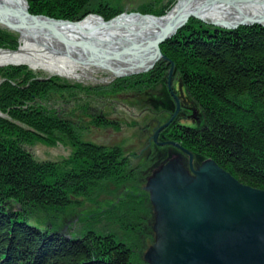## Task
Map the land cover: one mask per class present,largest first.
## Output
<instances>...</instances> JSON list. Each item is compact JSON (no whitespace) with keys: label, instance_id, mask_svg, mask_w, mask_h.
<instances>
[{"label":"trees","instance_id":"obj_1","mask_svg":"<svg viewBox=\"0 0 264 264\" xmlns=\"http://www.w3.org/2000/svg\"><path fill=\"white\" fill-rule=\"evenodd\" d=\"M115 1L27 3L30 13L74 20L88 12L109 18L120 11ZM174 1L147 2L139 10L162 14ZM18 44L16 32L0 28L1 48L14 50ZM159 47L173 62L172 77L196 110L189 123L173 119L160 132L190 150L197 162L212 158L238 181L264 189V27L254 23L230 29L190 17ZM169 66L161 58L149 70L132 75L139 94L165 83ZM116 80L124 83L128 78ZM87 89L57 75L40 76L25 64L0 66V264L142 263L151 241V214L147 194L137 185L142 180L138 166L122 145L84 139L61 107L49 102L53 96L57 105L58 95L65 92L79 105L90 102L78 95ZM96 124L103 127L107 121ZM37 142H67L70 150L60 159H38L25 147ZM102 192L113 193L106 207L65 213L74 203L82 206L84 199L94 205ZM97 213L143 228L137 232L140 241L122 238L106 224L96 226ZM34 216L41 225L29 222Z\"/></svg>","mask_w":264,"mask_h":264},{"label":"water","instance_id":"obj_2","mask_svg":"<svg viewBox=\"0 0 264 264\" xmlns=\"http://www.w3.org/2000/svg\"><path fill=\"white\" fill-rule=\"evenodd\" d=\"M245 4L263 8L250 12L242 9ZM218 5L228 7L231 15L205 19V13ZM87 17L90 22L85 24ZM190 17L230 29L254 23L264 27V0H176L160 15L123 10L108 19L88 13L74 20L30 13L27 0H0V27L18 32V37L23 32L50 36L83 49H111L114 57L151 55L146 64L124 75L147 71L160 58L169 60L166 82L176 106L154 129V141L179 109L170 85L173 62L159 44ZM158 143L180 151L163 160L143 186L154 220L153 241L142 253V264H264V189L238 181L209 157L193 166L192 153L176 141Z\"/></svg>","mask_w":264,"mask_h":264},{"label":"rangeland","instance_id":"obj_3","mask_svg":"<svg viewBox=\"0 0 264 264\" xmlns=\"http://www.w3.org/2000/svg\"><path fill=\"white\" fill-rule=\"evenodd\" d=\"M99 1H103V0H92L93 4H96ZM152 1H156V0H118V6L120 8V11L118 13L125 10L127 12L135 11V12H139L142 14H146V13L147 14H154V13H148V12H141L139 10V8L142 4L147 3V2H152ZM111 2L115 3L116 1L111 0ZM175 2H176V0L174 1V3ZM174 3L170 6V8L174 5ZM170 8H168L166 11H168ZM165 12H163V13H165ZM88 13H97V12H88ZM88 13H86V14H88ZM97 14H99V13H97ZM99 15H101V14H99ZM154 15H160V14H154ZM105 19H108V18H105ZM0 28L3 30H7V29L2 28V27H0ZM13 32H16V31H13ZM16 33L18 36V32H16ZM0 49L13 50V49H8V48H1V47H0ZM20 64H25V63H20ZM3 65H6V64H3ZM3 65H0V66H3ZM25 65H27L34 72H37L38 74H40V76H46V75L53 74V75H57L59 77H63L65 79H68L71 82L75 81V82L82 83L85 86H88V89L86 91H84V93L79 92L78 95L80 96V99H82L83 101L86 98V99H89L88 101H90V102H83L82 104L79 105V104L75 103L77 98L73 100V98L71 96H69V95L67 96V92H65L63 96L58 95V98L61 99V101L58 102L57 105H55L53 103L54 102L53 96L50 97L49 102L50 103L52 102L51 105L56 107V109H60V107H61V113L63 115L68 116L69 118L72 117L75 119H78V118L80 119V122L77 123V121H76L75 124H76V126H78V129H80L81 134H82L84 139L85 138L91 139L92 141L100 143V142L105 141V140L111 141V142H113V141L117 142L118 138H120L121 143H123V139L128 140V141L130 140L131 142H133L130 145V149L132 150V152H135V153H128V154L131 155V161L134 164L136 163V165L138 166L137 172H138V174H140L141 179H142L140 183H137V185L140 186L141 189L143 190V192H145L147 194V199L149 200L148 192H147V190L144 189L143 186L146 182L147 177L151 174V172L155 168L149 173L145 171L146 167H145V164L143 163V160L145 159V155H144L145 150L143 151V145L145 143L144 140H145L147 134L151 132L154 124L157 122L156 119L160 120V122L162 123L163 118L166 116L163 115V118L161 119V117L158 114V115H154V119H152L151 118L152 115L150 113L147 114V112L145 110H143L141 114H138V113H135L137 110L131 111L129 108H126V106L123 104L124 102H128V103H132V105H136L137 107H138V104H140V102H142V104H145L143 101H140V99L143 95H139V91L136 90V87L134 85L135 83L132 82L134 80H131L132 75L143 73V72H137V73H131V74H125V75H124V73H122L119 76H115L114 74H110L107 70H104L105 69L104 68V69H96L94 71L92 70L87 75V77L83 78L84 80L83 79L78 80V79L69 78L67 76H63V75H60L57 73H52L48 70H44V69H40V68L33 69L28 64H25ZM168 69H169V67H168ZM168 69L165 70L166 71V74H165L166 80H167V76H168ZM125 77H127L128 80H126L124 83H118V81L116 80L117 78H125ZM171 80H172L171 84H170L171 86H172V82H173V84L175 82L176 83L179 82L177 80V77H175V76L171 77ZM163 84H164V86H163ZM160 88L161 89L162 88L167 89V82L161 83L160 85H157L156 87H152L151 90L149 91V93L152 92L154 95H158L159 93L156 92V89H160ZM129 91H131L132 93H135V95L138 94V95H136L137 99H132V100H128V101L122 100V98H124L125 96L128 95L127 93ZM96 94H97V96H96ZM114 98H116L118 100H115ZM97 109L102 110L104 112H114L116 114V116H117L116 121L107 120V124H106V126H108V124H111V127H113L114 130L101 129V130L95 131L92 129V127L89 125V122L87 121L88 116H86V114L88 115L89 112H94ZM195 113H196V111L193 112V115ZM0 115H3V114L0 112ZM144 121H145V123H144ZM171 121L169 123H171ZM142 124H146V125H143V127L144 126L146 127V130L143 132H141V127H140ZM152 133H153V131H152ZM150 138H151V135H150ZM168 140H171V139H168ZM155 142L156 143L159 142V141H157V138H156ZM164 144H167V143H164ZM25 147L30 152H32V154L38 159H53V160L60 159L62 156H66L70 150L69 144L67 142L66 143L58 142L55 145H47V144L37 142L31 146L27 145ZM175 148L178 150L177 152L180 151L177 147H175ZM159 150H160V154H161L164 149L159 148ZM170 156H167L165 159H167ZM183 158H184V161H187V155L184 153H183ZM199 163L200 162H197V160L194 159L193 155H192V165L196 166ZM125 188L126 189H133L132 186H127ZM112 190H114V189H112ZM112 198H113V193L102 192V193H100V195L97 196V201L94 205L90 204L89 201H87L85 199L82 200V198H80V200L83 201V205L81 206L80 202L74 203L73 206H68L65 209V213L68 214L70 212H73L74 210H78V213H87L88 209H90V208H93L95 210H100V209H102V207H106L108 205V202L112 201ZM149 204H150V214H151V219L149 222V230L151 229V231L153 233L152 221L154 220V215H153V212H151L150 201H149ZM59 215L61 217L63 216L61 213L57 214V216H59ZM101 216H102L101 213H97V215L95 214V218L98 219L97 220L98 223L96 226L100 227L101 224H106L107 226L118 231L117 234L120 235L122 238L129 239L132 242H136V241L139 242L140 241L141 238L137 235V232L138 231L143 232L144 231L143 228H139L138 226L130 227V225H128V224H127V226H124V225H121V224L115 222L114 219L111 218L110 216H107V217H103V216L101 217ZM40 217H43V215H40ZM51 219H53L54 221L57 222L56 218H51ZM28 220L30 223H36V224L41 225L39 223L40 221L38 220V218L36 216L29 218ZM147 225H148V220H147ZM152 241H153V237L151 238V243H152ZM148 243L150 244V242H148ZM139 244H143V241H142V243H139Z\"/></svg>","mask_w":264,"mask_h":264},{"label":"bare ground","instance_id":"obj_4","mask_svg":"<svg viewBox=\"0 0 264 264\" xmlns=\"http://www.w3.org/2000/svg\"><path fill=\"white\" fill-rule=\"evenodd\" d=\"M258 8L263 7H257L254 4H245L242 7L243 10L250 12H255L259 10ZM211 13L214 14L210 16ZM205 15L209 16H205V19L218 20L230 16L231 11L226 6L218 5L210 9L209 12H206ZM88 19L89 17L84 21L85 24L90 22H87ZM95 48L91 50L88 48L83 49L71 41L56 40V38L54 39L50 36L44 37V35L33 36L23 32L19 36V44L16 49H0V65L25 63L33 69L40 68L69 78L82 80L92 70L94 71L96 69L105 68L104 70H107L110 74H120L129 72L130 70H137L146 64L151 56L150 54H143L135 57L127 55H117L114 57L109 53L111 49L99 50L97 47ZM165 105L167 106V104ZM151 212H153L152 206Z\"/></svg>","mask_w":264,"mask_h":264},{"label":"flooded vegetation","instance_id":"obj_5","mask_svg":"<svg viewBox=\"0 0 264 264\" xmlns=\"http://www.w3.org/2000/svg\"><path fill=\"white\" fill-rule=\"evenodd\" d=\"M171 89H172L173 93L176 95V98H177L178 103H179V109H178V111H177V113L173 119H175V122H177L179 124L189 123V120H190L189 116H191L192 112H195L196 110L194 108H192L191 101L185 96V93L182 91V86H181L180 82H178V83L175 82L173 84V86H171ZM127 94L128 95L125 96L124 98H122V100L128 101V100H132V99H137L136 95H138V94L135 95V93H132L131 91H129ZM159 94L154 95L152 92L139 94V95H143L141 97L140 101H143L145 104H142V102H140V104H138V107L136 105H132V103H128V102H124L123 104L126 106V108H129L131 111L137 110L135 113H138V114H141L142 111L145 110L147 112V114L150 113L152 115L151 116L152 119H154V115L159 114L161 119L163 118V115H165V116H167L165 119H163V121H165L170 116L171 112L175 109L176 102H175L174 96L171 94V92L168 90V88H167V91H165V92H162V90L160 88ZM114 99L118 100L116 98H114ZM165 104H167V106ZM190 110H192V111H190ZM86 116H88L87 121L89 122V125L92 127L93 130H95V131L101 130V129L114 130V128L111 127V124H108V126L100 127L95 122L97 120L116 121L117 116L114 112H104L102 110L97 109L94 112H89L88 115L86 114ZM66 117L69 118L68 116H66ZM70 119H72V121L74 123L76 121H77V123L80 122L79 118L75 119V118L71 117ZM156 120H157V122L152 127L151 132L147 134V136L144 140L145 143L143 145V151L145 150V153H144L145 159L143 160V163L145 164V167H146L145 171L148 173L151 172L157 166H159L160 162H162L167 156L175 154L178 151L172 145L158 144L152 138H150V135H151L152 131H154V128L157 127V125L161 124L160 120H158V119H156ZM145 121H144V123H145ZM163 121H162V123H163ZM143 125H146V124H142L140 126L141 132L146 130V127L144 126L145 127L144 128ZM166 139L167 138H165V135L162 134L160 131H158L157 141H163ZM120 141H121V139L118 138V141H117L118 143L114 142V141L113 142L107 141V140L102 141L100 143L107 144V145L120 144V145H122V148L125 149L128 153H135V152H132V150L130 149V145L133 142H131L130 140L128 141V140H124V139H123V143H121ZM159 148H163L164 150H166L165 151V153H166L165 157H159V154H160ZM182 158H183V156H182ZM150 233H151L150 238H152L153 233H152L151 229H150ZM150 243H151V241H150Z\"/></svg>","mask_w":264,"mask_h":264}]
</instances>
